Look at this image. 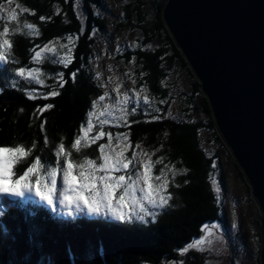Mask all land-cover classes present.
Returning a JSON list of instances; mask_svg holds the SVG:
<instances>
[{
    "label": "trees",
    "instance_id": "trees-1",
    "mask_svg": "<svg viewBox=\"0 0 264 264\" xmlns=\"http://www.w3.org/2000/svg\"><path fill=\"white\" fill-rule=\"evenodd\" d=\"M165 1L154 3V17L149 19L147 4L143 0H130L124 7V17L115 25L141 35L140 46L118 53L115 61L123 63L130 71L127 70L130 78L126 75L129 80L125 81L126 84L130 82L133 92H144L149 97L152 115H158L160 119L153 120L151 116L137 112L127 117L130 127L121 123L103 128L98 125L94 132L95 136L101 129L113 136L128 133L132 145L127 155L129 158L134 150L151 154L153 162L162 157V163L155 164L152 171L154 176L159 175L161 169L165 171L168 191L173 194L170 205L148 223L134 221L125 224L116 220L88 219L86 216L62 218L45 205L18 203L8 208L3 201L11 198H0V208H8L7 215L0 218V264H180L182 260L186 264H205L198 255L179 254L180 249L201 236L205 224L221 219V208L210 180V174L215 173L211 167L214 160L202 148L200 131L208 129L213 132L222 149L227 155L229 153L216 134L211 108L205 98L200 100L203 112L208 116L207 124L195 120L188 113L190 106L195 105L193 97L185 102L181 116L164 114L172 103L169 80L176 66L188 72L193 79V93H201L198 81L163 23L161 13ZM14 3L29 11L18 10L17 21L0 19V31L7 26L10 29L8 38L13 44L6 54L8 62L0 63V145L24 144L31 147L35 144V150L27 161L17 166V171L22 172L37 155L44 161H54L59 143H64L69 150L89 111L102 108V102L95 109L92 107L93 101L103 94V89L90 62L97 46L95 36L104 34L108 25L97 12L103 7V0H81L84 19L75 9L77 0L75 3L72 0H14ZM41 17L46 19L41 20ZM25 20L33 23L36 30L24 28ZM69 35L73 37L75 46L68 67L51 62L58 55H63V47H58L56 54L37 59L36 52L49 43H66ZM22 66L28 70L38 69L33 74L35 79L28 77L32 80L31 85H27L23 77L15 76ZM60 71L64 72L67 81L63 88L56 78ZM74 71L78 73L75 82L71 78ZM13 81L18 83V87L11 86ZM52 90L61 94L48 99L41 95ZM33 91L37 98L29 99L28 94ZM161 100L167 103L162 104ZM153 101L160 103V113L155 111ZM46 104L54 107L42 115L36 111L37 107ZM45 120L47 123L42 129L41 124ZM104 143V139L82 143L79 153L71 149L72 156L74 159L85 156L97 158L98 146ZM234 166L242 175L238 165L235 163ZM176 184L180 187H175ZM259 239L260 251L261 236Z\"/></svg>",
    "mask_w": 264,
    "mask_h": 264
},
{
    "label": "snow or ice",
    "instance_id": "snow-or-ice-1",
    "mask_svg": "<svg viewBox=\"0 0 264 264\" xmlns=\"http://www.w3.org/2000/svg\"><path fill=\"white\" fill-rule=\"evenodd\" d=\"M72 2L75 3V0H72ZM13 3L14 0L0 2V19H4V13L6 12L9 20H18L17 13L12 8ZM16 7L21 6L17 4ZM23 11L28 12L29 10L24 8ZM81 15H83L82 12ZM40 19L43 20L46 17ZM23 27L32 31L36 30L34 24L27 20L23 22ZM9 32L10 29L7 26L0 31V63L6 64L8 62L6 54L13 47L12 41L8 38ZM92 34L94 35L95 31ZM72 38L69 35V43L62 45L63 48L67 49V52L58 55L56 59H52L53 65L68 67L69 62L72 60V48L70 47ZM136 46L139 47L140 45ZM117 50L123 51V49ZM45 51H48L47 47ZM51 51L56 54L55 48ZM40 55V52L35 53L36 57H40ZM134 61L135 57H133ZM37 72L38 69L36 68L28 70L22 66L15 72V76L23 77L27 81V85H31L32 80L28 77L35 79L33 74ZM77 74L75 71L71 73L73 82H75ZM64 75L63 71L56 74L57 83L61 88L67 83ZM98 78L99 74H97ZM37 83L42 84L43 81H37ZM11 86L18 87V83L13 81ZM103 87L107 88V84ZM113 91L116 93L115 107L122 114L118 118L122 126L130 127L127 117L137 112H142L146 117L151 116L153 120L160 119V116L152 115L153 109L147 95H144L141 101L139 92H136L135 95L130 94L128 91L121 93L120 86L115 87ZM60 94L58 90L41 93L44 99L56 97ZM109 97L110 93L104 91L98 100L93 101V109L97 107L99 102L105 101ZM28 98H37V93L35 91L29 93ZM160 103L164 104L167 101L161 100ZM53 107L52 104H46L43 107H37L36 111L42 115L43 112ZM105 107L109 109L107 115H111L112 105L106 104ZM155 111L159 112L160 110L157 108ZM95 114L93 111L89 113V116ZM107 122L105 120L102 123ZM133 122L138 123L140 121ZM46 123L45 120L41 124L42 129ZM91 130L92 120L88 119L79 129V133L83 135L78 134L74 138L69 150H66L64 143H59L54 153V161H44L40 155H37L22 172L17 171V166L21 162L27 161L35 150V144L31 147H26L24 144L15 146L0 145V198H11V200H5L3 203L8 208L18 203L46 205L53 213H56L59 208L61 213L73 218L87 214L104 218L111 217L125 224L134 221L148 223L149 219L155 220L160 211L168 207L173 200V194L168 191L169 181L164 178L165 171L161 169L160 174L155 176L152 171L155 164L162 163L163 158L161 157L153 162L151 154L148 153H143L141 158H138L137 154L134 153L129 158L125 155V150L132 147L128 140V133H118L113 137L111 132H105L101 129L96 136L89 137L88 134ZM105 136L108 137V142L98 146L99 155L97 158L86 156L79 159L73 158L71 149H75L79 153L82 140L86 142L96 141ZM113 139L118 141L115 147L112 144ZM47 143L48 139L45 137V144ZM121 145L123 146L121 147ZM136 147L139 148V144ZM144 156L147 159L142 158ZM211 167L216 168L215 162ZM173 179H175V173ZM210 180L214 191L217 193V198H219L221 189L218 181L214 178V173L210 174ZM175 187L179 188L180 184H176ZM8 208H0V218L7 215ZM216 228V225L205 224L201 229L205 235L194 239L184 249H180L179 254L184 256L189 250L201 253L214 252L216 249L213 245L216 241L210 238L213 237V230ZM180 264H186V262L182 260Z\"/></svg>",
    "mask_w": 264,
    "mask_h": 264
},
{
    "label": "water",
    "instance_id": "water-1",
    "mask_svg": "<svg viewBox=\"0 0 264 264\" xmlns=\"http://www.w3.org/2000/svg\"><path fill=\"white\" fill-rule=\"evenodd\" d=\"M161 14L258 205L264 264V0H166Z\"/></svg>",
    "mask_w": 264,
    "mask_h": 264
},
{
    "label": "rangeland",
    "instance_id": "rangeland-1",
    "mask_svg": "<svg viewBox=\"0 0 264 264\" xmlns=\"http://www.w3.org/2000/svg\"><path fill=\"white\" fill-rule=\"evenodd\" d=\"M103 1V7L101 9H98L97 12L106 20L108 30L104 34H99L100 36H95L97 46L93 50L90 63L96 76L97 74H99L98 79L101 83L103 92L108 91L110 93V97L106 98L105 101H101L102 108H98V110L89 111V113L93 111L96 113L94 116L91 117L88 114L87 120H92V130L88 134L89 137L95 136L94 130L98 125L102 126L103 128V126L106 125L112 127L120 123L118 118L122 114L120 113L119 109L115 107L116 93L113 90L115 87L120 86L121 93L128 91L130 94L135 95V92H133V87L131 83L129 82L128 84H126L125 82L129 81L127 78H125L126 75H128V77L130 78V73L127 72L128 69L125 68L123 63L116 62L115 57L118 53H123L127 49H137L136 45H139V42L141 40L140 33L129 29L123 30L115 26L116 23L119 22L122 17H124V7L128 5V2H130V0ZM143 1L147 4L146 12L148 14V18L152 19V17H154V3H160L163 0ZM80 3L81 0H77L75 9L78 14L83 18L85 17V15ZM16 5L17 4L14 3L12 5V8L16 12L18 10L22 12L23 9L21 7L17 8ZM81 12L83 13V15H81ZM4 19L8 20L6 12L4 13ZM68 43L69 41L63 44H58L54 42L47 44L40 51H38L41 53V55L40 57H37V59L44 58L47 54L53 53L51 49L55 48L57 50L58 47H62V45ZM74 46L75 42L72 39L70 47L73 48ZM46 47L48 48V51H45ZM64 49L65 51H62V54L67 52V49ZM117 49H123V51H118ZM189 70L191 71L190 68ZM195 80L197 81L196 77ZM169 81L172 85V103H169V106L167 107V110L164 114L166 116L171 117L181 116L180 112L186 106L185 102L189 100V98L193 97L192 100L195 105L190 106L191 109L188 113L195 120H199L204 124H207L208 116L205 114V112H203V106L200 100V98L205 97L201 93H193L191 86L193 79L190 78L188 72L183 71L179 66H176L175 72L171 75ZM105 84H107V88L103 87V85ZM144 95H146L144 92L140 93L141 101L143 100ZM152 103L156 109H161V107H158L160 104L159 102L153 101ZM106 104L112 105L111 115H107L109 109L105 107ZM160 112L161 110L159 111V113ZM105 120H107L108 122L102 123ZM216 134L220 137L218 132ZM80 135L83 134L80 133ZM200 135L202 137L201 144L203 150L205 151L208 157H213V162H215L216 164L214 178L218 181L219 187L221 189L219 193V198H217V193L213 189L212 182L211 186L213 193L217 199L218 205L221 208V219L208 224L210 226H217V228L213 230V237L210 238L216 241V243L213 245L216 250L214 252L204 253L195 250H189L185 255H198L205 262V264H259L258 240L260 241L259 234L261 214L256 201L250 195V187L248 184L245 183L246 179L244 177V174L241 173L242 175H240L239 170L234 166L236 162L227 145L223 142L222 137L220 138L225 146V149L229 153L228 155L226 154V151L223 150L219 143L216 141V137L214 136L213 132L209 131L208 129H202L200 131ZM100 139H104L106 143L108 142L107 136ZM89 142L82 140L81 144H87ZM117 143L118 141L113 139V147H115ZM122 146L123 145H121V147ZM129 149L130 148H127L125 150L126 156L130 153ZM134 153L137 154L138 158H141L142 154L145 152H139L137 150H134ZM142 158L147 159L146 156ZM55 214L67 219H78L82 216H86V218L88 219L114 220L111 217L104 218L98 216H89L87 214L73 218L61 213L59 208L57 209V212ZM257 221H259L258 224H256ZM204 235L205 233L203 232L201 236Z\"/></svg>",
    "mask_w": 264,
    "mask_h": 264
}]
</instances>
